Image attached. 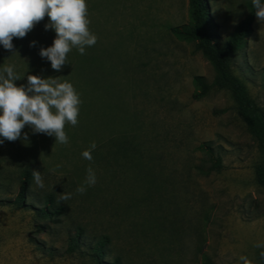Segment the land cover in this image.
Instances as JSON below:
<instances>
[{"label":"rangeland","instance_id":"1","mask_svg":"<svg viewBox=\"0 0 264 264\" xmlns=\"http://www.w3.org/2000/svg\"><path fill=\"white\" fill-rule=\"evenodd\" d=\"M248 1L208 0L223 40ZM86 3L97 43L85 55L73 49L59 72L39 55L56 36L45 30L47 17L14 38L13 51L0 45V69L15 65L17 86L28 75L60 77L82 101L78 125L65 127L67 145L27 126L20 139L0 144V264H243L241 256L264 264V247H256L264 245V188L256 181L264 151L226 90L192 98L193 78L212 82L214 72L192 42L169 31L190 23L188 0ZM252 27L231 72L264 112V23L256 17ZM92 141L88 161L81 153ZM201 143L220 153L219 172L205 173ZM89 166L97 182L79 194ZM32 169L45 187L32 178L26 206H16L21 173ZM61 193L71 199L61 201ZM48 194L64 206L62 216L37 215ZM76 230L85 245L68 252ZM100 240L97 260L89 247Z\"/></svg>","mask_w":264,"mask_h":264},{"label":"clouds","instance_id":"2","mask_svg":"<svg viewBox=\"0 0 264 264\" xmlns=\"http://www.w3.org/2000/svg\"><path fill=\"white\" fill-rule=\"evenodd\" d=\"M256 9L255 16L264 23V3L252 0ZM45 17L48 23L45 30H54L56 36L52 46L41 48L39 55L46 58L51 68L57 72L68 64V54L78 50L85 55L86 48L97 43L98 37L90 30V19L86 0H0V45L5 50L13 51L14 38H25ZM35 41L30 46L34 47ZM21 77L15 71V65H3L0 69V144L5 140L14 142L21 138L27 126L34 134H45L55 137V145H67L69 137L65 127H76L79 123V93L74 86L61 82L60 77L42 78L28 75L27 84L17 86ZM28 139L27 133L23 134ZM97 144L92 141L84 150L82 158L92 161V152ZM57 168L61 165H57ZM84 183L77 187L76 192L84 194L87 187L97 182L94 169L89 166ZM34 183L41 189L45 187L42 174L32 169ZM71 193H61L60 200L71 199ZM256 247H264L257 244ZM260 255L264 257V252ZM243 264L251 261L241 256Z\"/></svg>","mask_w":264,"mask_h":264},{"label":"trees","instance_id":"3","mask_svg":"<svg viewBox=\"0 0 264 264\" xmlns=\"http://www.w3.org/2000/svg\"><path fill=\"white\" fill-rule=\"evenodd\" d=\"M188 3L190 23L170 27L169 31L176 38L192 42L194 52L200 53L210 63L214 72L212 82H208L202 76L193 78L195 91L192 98L200 100L213 88L226 90L248 132L264 151V112L250 98L241 80L232 74L230 64L231 57L243 48L253 32L256 9L253 7L252 0L246 4L247 12L243 19L235 25L224 40L218 34L219 27L211 16L208 0H188ZM261 3H264V0H261ZM198 150L208 157L210 163L205 173L219 172L223 168L220 153L212 147L211 143H201ZM32 178L30 170L21 173L18 192L11 201L12 204L19 207L26 206L25 198ZM256 181L264 188V161L256 168ZM36 211L39 217L52 219L62 216L65 208L56 201L53 194H48L44 197V206L37 208ZM81 235V230H76L75 235L68 239V252H74L80 245H85L81 242ZM104 245L105 242L100 240L93 247H89L97 260L104 255Z\"/></svg>","mask_w":264,"mask_h":264}]
</instances>
